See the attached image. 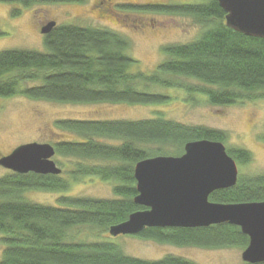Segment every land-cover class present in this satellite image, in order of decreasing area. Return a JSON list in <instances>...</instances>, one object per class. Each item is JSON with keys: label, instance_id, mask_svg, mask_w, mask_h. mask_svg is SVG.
<instances>
[{"label": "trees", "instance_id": "16d2710c", "mask_svg": "<svg viewBox=\"0 0 264 264\" xmlns=\"http://www.w3.org/2000/svg\"><path fill=\"white\" fill-rule=\"evenodd\" d=\"M1 1L27 7L36 2L79 0ZM121 7L188 16L200 26L201 34L188 43L163 46L166 59L146 74L130 71L136 60L129 56V41L120 33L56 24L43 35L44 51L0 50V96L76 103L165 102L170 96L149 92V85L174 88L181 83L173 77H181L197 80L200 86L186 85L185 90L204 95L212 105H233L264 97V38L245 36L227 27L225 12L216 0L124 3ZM10 13L17 15L19 10ZM58 126L79 137L54 145L55 154L77 160L70 178L94 176L112 182L114 196H62L58 206L44 205L29 202L24 193L33 189L66 191L69 180L33 172L0 176V234L4 244L0 264H197L174 255L157 260L132 257L118 243L102 238L100 232L109 234L110 226L145 209L133 202L136 162L158 155H180L189 141L223 143L226 132L162 117L137 121L63 120ZM226 151L241 164L252 159L245 149ZM209 200L226 204L264 201V173L238 175L234 186L214 191ZM81 227L91 229L90 236L73 234ZM136 236L207 249L244 248L248 244L240 228L228 223L196 228L150 227Z\"/></svg>", "mask_w": 264, "mask_h": 264}, {"label": "rangeland", "instance_id": "374dc122", "mask_svg": "<svg viewBox=\"0 0 264 264\" xmlns=\"http://www.w3.org/2000/svg\"><path fill=\"white\" fill-rule=\"evenodd\" d=\"M179 0H101L98 9L95 0H79L64 3L36 2L27 7L0 0V50L23 48L44 51L40 25L47 21L56 24H77L105 28L120 33L129 41L128 54L136 60L130 71L151 73L166 59L163 46L194 41L201 28L192 18L179 14L127 10L124 3L169 4ZM195 1V0H180ZM18 9L17 15L10 12ZM100 11L102 14H100ZM101 15V16H100ZM181 85L177 87L149 85V92L167 95L165 102L110 103V102H56L33 99L22 95L0 96V157L21 144L49 143L79 138L58 126L63 120H125L137 121L162 117L181 124L202 126L227 133L223 144L226 149H245L251 154L248 163H237L238 175L264 173V97L233 105H212L204 95L187 92L185 86H200L192 78L173 77ZM172 80V79H171ZM168 156H177L169 154ZM53 160L61 168L60 178L69 180L66 191L28 190L24 197L29 202L58 206V200L66 197L113 198L112 182L94 176L70 178L77 161L55 154ZM93 163V161H90ZM85 163V162H84ZM11 171L0 166V176ZM238 178V177H237ZM92 230L81 227L73 230L80 238L90 236ZM102 238L118 243L126 255L146 260L174 255L197 264H242V247L207 249L194 246H174L154 240L122 235L111 237L100 232ZM4 244L0 234V259Z\"/></svg>", "mask_w": 264, "mask_h": 264}, {"label": "water", "instance_id": "95a60500", "mask_svg": "<svg viewBox=\"0 0 264 264\" xmlns=\"http://www.w3.org/2000/svg\"><path fill=\"white\" fill-rule=\"evenodd\" d=\"M224 10L225 25L245 36L264 38V0H216ZM55 21L44 25L49 32ZM49 143L30 142L0 157V166L15 173H61ZM136 195L133 202L145 209L109 228L112 237L138 235L150 227L196 228L228 223L248 237L241 259L264 261V201L216 203L209 195L236 184V161L222 142L200 139L186 142L177 156L142 159L133 168Z\"/></svg>", "mask_w": 264, "mask_h": 264}, {"label": "flooded vegetation", "instance_id": "af4514ba", "mask_svg": "<svg viewBox=\"0 0 264 264\" xmlns=\"http://www.w3.org/2000/svg\"><path fill=\"white\" fill-rule=\"evenodd\" d=\"M102 2H101V0H95V2H94V7L96 8V9H98V6L101 4ZM100 14H102V12L100 11ZM101 16V15H100ZM50 21H52V20H50ZM50 21H47V22H45L43 25H40V27H39V32H40V34H42L41 33V31H40V29L44 26V25H46L47 23H49ZM55 25H56V22H55ZM54 25V26H55ZM53 26V27H54ZM48 33V32H47ZM47 33H45V34H47ZM45 34H42V35H45ZM54 146V145H53ZM14 149V148H13ZM12 149V150H13ZM54 149H55V147H54ZM12 150H10L7 154H9ZM7 154H5V155H7ZM12 173H14V172H12ZM44 175H46V174H44ZM52 175V174H51ZM60 176V175H59Z\"/></svg>", "mask_w": 264, "mask_h": 264}]
</instances>
